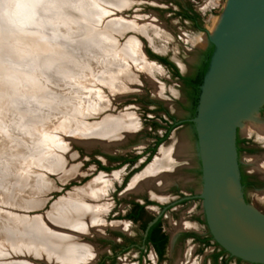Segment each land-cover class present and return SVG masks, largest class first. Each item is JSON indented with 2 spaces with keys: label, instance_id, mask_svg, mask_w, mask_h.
<instances>
[{
  "label": "rangeland",
  "instance_id": "obj_1",
  "mask_svg": "<svg viewBox=\"0 0 264 264\" xmlns=\"http://www.w3.org/2000/svg\"><path fill=\"white\" fill-rule=\"evenodd\" d=\"M216 1L217 3L215 4H209L208 0H137L136 2L138 3H134L126 12H124L126 16L134 19L118 17L115 18L117 19L115 23L113 21H107L110 16V19H113L112 17L115 15L112 11L111 13L109 11L110 9H113L112 7L120 9L123 5L120 8L117 6H120L122 0L117 4L106 0H91V5L95 6V9H98L97 13L92 18H85L76 7L71 8L77 11L79 15L71 10L68 11L73 13V20L66 17L64 19H58L57 16L55 17V15H52L53 25L59 26L61 30H64V33H66V31H72L71 38L76 37L78 34L76 28L79 29V27L82 26L84 33L80 34L84 37L94 36V38H97L99 41L101 39H106L105 47H103L104 49L96 52V57L116 54L114 56V62L116 64L114 68L111 69L112 73L100 72L101 74L97 75L96 73L98 71H93L92 74L89 73V71L85 73L82 72L81 76L75 74V76H68L65 78V84H62V81H59L58 90L49 88L44 91L50 95L61 97L70 94L69 91L63 92L64 90L69 89L70 91H74V94L79 92L80 95L77 94L78 96L73 98L74 100L71 101L72 104L69 109H62L60 107V110L55 111L59 106L51 107L50 102L52 100L40 104L41 108H49L50 111L48 115L50 120L47 119L49 121H46V119H43L44 121L39 120L38 123L34 122L35 124L30 127L29 130L25 129V125L13 123V118H11V115L8 112L13 111L15 106L11 101L12 93L15 91L21 93V86L32 88L29 81L30 79L25 76H19V82L15 85L18 87L14 86V88L10 89L2 81V79L5 78L3 77L4 75H0V160H2V162L8 161L4 166L8 169H13L16 175H19L20 177L30 174L32 178H37L40 176L38 174L42 173L41 170L44 168V159H46L48 153L53 151H50L49 149V147L52 146L55 151H53V154L60 155L59 159L62 161V169L66 167L69 169L75 168L74 176L71 177L78 178L76 181L63 184L62 181H59L60 178L57 177V173L48 171L44 176L46 178V184L48 183L49 185L46 192L33 194V197L38 200L43 198L41 200L42 205L40 201H37V204L40 203L38 207L26 210L20 208L19 205L10 204L8 200L6 201V198L0 194V216L8 218L9 216L18 213L23 217H26V219L41 216L32 215H35L36 213L50 212L51 207L61 198L66 197V195H69L75 189L82 188L85 184L98 178L100 175L103 176L102 181L104 180L103 182L105 184L103 188L105 193L103 192L100 202L104 201V203H106L105 210L107 206H109V203L112 202V185H108L120 181L121 176L130 171L131 167L114 166L110 168V170H102L98 168L97 161H100L106 166L107 156L109 155L128 158L136 152L142 151L147 144H150L153 136L162 133V129L154 126V123L160 124L161 116H166V114H168L177 120H184L189 118L188 107L190 106L186 90L180 81L174 78L169 66L163 65L151 57V62L154 61V65L151 69L140 68L132 60H129L131 63H128V56L130 55L128 54V50H130L128 45H130V42L127 41L125 45H118L115 43L113 34H117L118 30L122 33L130 26H138L139 29H143V31L146 32V38L140 36V34H136V40L139 39L143 42L146 51L157 56L165 57L182 74H189L193 71V66L197 62L199 55L198 51L206 46L207 40L205 34L206 32L211 33V18L219 19L227 2V0ZM2 2L3 9L0 10V49L5 45H14L17 41L15 37H22L24 39L27 38L26 36L30 35L28 32L26 33L29 29V26L27 25H30L28 24L29 16L25 15L22 12L23 10H17L19 8L16 5L17 1L2 0ZM21 2H23V4L21 3V6H23L24 3L29 1L23 0ZM187 7H191L196 13H198L203 30H198L191 21L181 18L179 14ZM134 10L137 11L134 13ZM67 14L70 16L69 13ZM118 21H125V29L121 30L123 25L118 23ZM129 23H133L134 25ZM35 25L36 27H39L40 23L36 22ZM132 34L133 31L128 30L124 37L119 39V42L122 44L126 38H129ZM132 40L133 42H136L139 46L138 49L141 50L137 41L133 38ZM22 44H24V41L23 43H20L21 47ZM26 47L25 44L23 49ZM120 56L125 57V60L121 59L122 61H117L118 59H116V57ZM16 57L17 55L13 53L1 50L0 65H9L12 58ZM84 62L91 63L92 60ZM137 71L139 72L138 75ZM33 77L37 80L41 78V76L38 75H33ZM61 80H63V78H61ZM40 85V83L37 84V86ZM96 92L97 94H95ZM2 93L4 94L2 95ZM110 98L111 100H109ZM66 100L68 99L66 98ZM94 102L98 106V112L92 106ZM57 104L58 103H55V106ZM109 104L111 105L112 110H110ZM160 106L165 109L166 113L160 111ZM109 113L112 115L128 114L132 120L135 121L134 128H136L131 130L132 132H130V130L125 131L122 138L116 140L115 144H108L109 146H107L106 149L100 145H96L86 150L84 147L70 141L73 139L81 141L82 138L80 139L79 136L76 135L79 130L77 128L79 123L83 122V126L93 122L96 123L105 115L108 116ZM5 114H8L10 117ZM14 115L16 114L14 113L13 116ZM53 115L54 117H52ZM255 117L261 122H264V112L257 113ZM239 131L242 136L248 137V146L253 149L248 153L241 152L239 157L240 161L244 164L245 169L250 171L252 170L250 165L251 158H261L264 156V139L261 138L262 140H260V138H258V132L252 127L249 120H246L241 124ZM82 141L88 143V141L97 140H92L90 137L89 139ZM14 143H17V151L9 146L10 144L15 145ZM100 143L102 144V142ZM56 145H61L63 150L59 148L57 149ZM162 145L163 146L161 147L164 149H177L175 153L177 158L174 157V159L176 158L175 160L172 159L173 161L170 160L171 162L166 161L162 163L161 165L163 167L160 165V169L164 171L162 173L164 174L163 180L165 181H162V184H158V182H156L157 177H155L153 181L156 183L152 181L149 185L144 184L140 191L132 192L127 189L125 191L121 189V191L118 190L116 192L118 195L117 197L119 198L118 209H111V211L114 213L119 212L130 198H139V196L145 195L146 193L162 199L171 197V194L168 191V186L172 183H177V185L180 186V189L184 192H187L188 189L193 190L194 193L199 192L201 179L198 172L196 135L193 124L185 123L174 129ZM32 147L35 150L33 154L31 153V150H29ZM38 150H41V152L39 153ZM145 168L146 167L141 168V171H138L139 173L137 172L133 175L137 176L141 174ZM257 173L259 177L264 178L263 173ZM9 179L14 183L16 176L9 177ZM16 182L19 183V179ZM17 183H15V185H17ZM24 193L25 192L22 194ZM45 197L47 200L43 202ZM58 198L60 199L57 200ZM247 203L251 204L258 211L264 213V185L259 189L247 191ZM176 209L177 211L174 214L171 215L170 212H167L165 215L166 219L164 221V227L170 235L182 230L184 227H189L199 233L205 232L206 227L203 223H198L194 219H191L192 214H202L200 200H191L186 204L177 206ZM18 210L22 212H17ZM26 212L28 216L25 215ZM102 212L103 210L98 213L101 222L104 223L101 232L99 234L95 233L94 235L86 234L81 237V241L92 244L96 252L95 260L91 264H136L138 253L134 249L127 253H123L117 260H114V262L105 259L110 253L109 247H111V244L109 238H113V236L116 237V235L111 229L114 225L111 226L112 223L109 224L110 220L106 218L107 214ZM6 213L7 216L5 215ZM123 225L125 228H120L119 226L116 227H119L118 229L120 230H127V224ZM129 227L133 232H136V226ZM113 239L116 241L117 238ZM11 247H9L8 242H6L4 238L0 237V264L20 262L22 260L19 258L14 259L11 251L14 250L15 252H18L20 250ZM215 252L216 248L212 245L200 248L196 243L180 241L175 244H170L164 258L159 262H157L150 251H146L145 255L142 257V264H176L177 262H183L185 264H223L224 260H226V264H247L245 262H237L236 259H229L225 256L223 259H221V257L214 258L213 254ZM36 257V255H29L28 260L30 262H28V264H45L44 260H42L44 262H39V260H36Z\"/></svg>",
  "mask_w": 264,
  "mask_h": 264
},
{
  "label": "bare ground",
  "instance_id": "obj_2",
  "mask_svg": "<svg viewBox=\"0 0 264 264\" xmlns=\"http://www.w3.org/2000/svg\"><path fill=\"white\" fill-rule=\"evenodd\" d=\"M15 1H17L16 5L19 7L17 10H23L22 12L29 16L28 24L30 25H27L29 26V29L26 33L28 32V34H30L28 36L30 37L26 36L27 38L24 39L22 37H15L17 41L14 45H11L13 48L9 44L0 49V51L3 50L17 55L16 58H12L9 65H4L2 62L4 66L0 65V75H4L3 77L5 78L2 79V81L10 89L14 88L17 82H19L18 78L20 79L21 76L30 79L29 81L32 88L21 86L22 94L19 91L12 93L11 101L15 106L13 111L8 112L11 115V118H13V123L25 125V129L29 130L30 127L35 123H38L39 120H50L48 115L50 111L49 108H41L40 104L52 100L50 102L51 107L59 106L57 109L55 108V111L60 110V107L62 109H69L72 104L71 101L74 100L73 98L80 95L79 92L74 94V91H70L69 89L64 90L63 92L69 91L70 94L61 97L50 95L44 91L49 88L58 90L59 81H62V84H65V78L68 76H75V74L81 76L82 72L85 73L89 71V73L92 74L93 71H98L96 73L97 75H100V72L112 73L111 69H113L116 64L114 62V56L116 54L98 56L97 58L95 53L104 49L103 47H105L106 39H101L99 41L97 38H94V36L84 37L80 34L84 33L82 26L79 27V29L76 28L77 31L75 30L79 35L77 34L76 37L71 38L72 31H66V33H64V30H61L59 26L53 25L52 23V15H55V17L57 16L58 19H64L66 17L73 20V13L68 12L71 7H76L80 10L79 12H81L85 18H92L97 13L98 9H95V6L91 5V0H27L29 2L24 3L23 6H21L23 4L21 1L23 0H14V2ZM106 1H111L116 4L121 2V0ZM125 1L126 0H122V3L125 4ZM230 1L234 2V0ZM3 2L0 0V10L3 9ZM208 2L209 4L217 3L216 0H208ZM122 3L117 7L120 8ZM112 10L113 9H110L109 12L111 13ZM67 13H69L70 16H68ZM211 19L210 29L211 32H213L218 27L219 19ZM36 22L40 23L39 27H36ZM118 23L124 26H122L121 30L125 29V21H118ZM118 33L120 34L121 32L118 30ZM23 41L24 44H22L21 47L20 43H23ZM128 42H130V45H128L130 47V50H128V54H130L128 56V63H131L130 61L132 60L140 68L151 69L154 63L145 60L144 54L138 49L139 46L136 42H133L132 38H130ZM25 44L27 47L23 49ZM124 58L125 57L123 56L116 57V59H118L117 61H122ZM87 60H92V62H89L90 64L84 62ZM33 75L41 76L39 79L40 81L35 79ZM61 78H63V80H61ZM38 83L41 85L37 86ZM3 94L4 93H2V95ZM95 94H97V92ZM66 98L68 100H66ZM109 100H111V98ZM95 102L92 106L98 112L99 109ZM55 103L58 104L55 106ZM100 109L103 110L102 108ZM110 110H112L111 105ZM14 113L16 115L13 116ZM5 115L9 116L8 114ZM52 117H54V115ZM248 120L252 127L258 132V138H260V140L264 139V122H261L255 116ZM78 125L77 128L79 130L76 135L79 136L80 139L82 138L85 140L91 137L92 140L95 139L102 142L101 145L105 149L109 146L108 144H115L116 140L122 138L125 131L130 130V132H132L131 130L136 128H134L135 121H133L128 114L112 115L111 113H109L108 116L105 115L99 122L85 124L84 126L82 122ZM14 144L15 145L10 144L9 146L13 148V150H16L17 143ZM56 148L63 150L61 145H56ZM49 149L50 151H54V147L52 146H50ZM29 150H31L32 154L35 152L33 147ZM176 150V148L169 150L161 147L156 154L154 162L148 167L146 166L141 174L133 178L127 190L132 192L140 191L143 187L142 185H149L155 177H157L156 182L162 184V181L165 180H163L164 174L162 173L164 171L160 169L162 166L161 164L166 161H173L172 159L176 157ZM38 151L39 153L41 152V150ZM53 151L48 153V156L44 159V168L41 170L42 173L38 174L40 176L37 178H32L30 174L20 177L19 175H16L13 169H8L4 166L8 161L2 162V160H0V194L6 198V201L8 200L12 205H19L20 208L25 210L38 207L43 198L38 200L33 197V194L46 192L49 185L48 183L46 184V178L44 176L48 171L57 173V177L60 178V181L69 180L72 178L71 176H74L75 168L69 169L66 167L62 169V161L59 159L60 155L53 154ZM250 165L252 170L264 174V156L261 158H251ZM15 176L16 179L13 183L9 177ZM102 178L103 176L100 175L98 178L85 184L82 188L73 190L69 195H66V197L57 201L51 207L50 212H47L44 215L41 214V216L27 219L19 213L9 216L8 218L0 216V237L8 242L9 247L12 246L11 248L15 247V249L18 248L20 250L18 252H15L14 250L11 251L14 259L19 258L24 260H21L22 262H9L8 264H28V262H30L28 260L29 255H36L47 264H91L95 260L96 252L93 245L81 241V237L86 234H99L104 226V223L101 222L98 214L102 210L104 211V208L106 207L104 201L100 202L105 185ZM18 179L19 183L16 182ZM15 183H17V185H15ZM23 192L25 193L22 194ZM37 201H40V203L37 204ZM17 212L21 213L22 211L18 210ZM5 215L7 216V213ZM112 225L125 228L122 223L114 222ZM176 264L185 263L177 262Z\"/></svg>",
  "mask_w": 264,
  "mask_h": 264
},
{
  "label": "water",
  "instance_id": "obj_3",
  "mask_svg": "<svg viewBox=\"0 0 264 264\" xmlns=\"http://www.w3.org/2000/svg\"><path fill=\"white\" fill-rule=\"evenodd\" d=\"M136 1L126 0L120 9L112 7L115 15L107 21L129 18L124 12ZM69 10L78 14L73 8ZM128 30L133 31L129 38L140 45L145 60L152 61L143 42L136 40V34L146 38L143 29L130 26L113 34L115 43L125 45L129 38L122 44L119 39ZM205 35L206 44L213 45L214 50L200 85L195 115L187 119L195 129L200 164L201 186L194 197L200 199L207 231L220 249L241 261L264 264V213L243 197L236 153L237 130L264 106V0H227L217 29ZM82 140L70 141L86 150L96 145L103 147L99 141L87 144ZM44 199L43 202L47 200ZM155 220L147 224L146 230ZM36 260L44 262L38 257Z\"/></svg>",
  "mask_w": 264,
  "mask_h": 264
},
{
  "label": "flooded vegetation",
  "instance_id": "obj_4",
  "mask_svg": "<svg viewBox=\"0 0 264 264\" xmlns=\"http://www.w3.org/2000/svg\"><path fill=\"white\" fill-rule=\"evenodd\" d=\"M195 12V10H193ZM186 20V19H185ZM211 44L207 43L205 48L200 49L198 51V58L196 64L193 66V71L189 74H182L179 70V76L175 75L172 71V75L174 78L180 81V83L183 85L184 89L187 93V88L184 82V78H191L195 77L197 74L199 67L202 65V61L205 56V52L210 48ZM158 61V60H157ZM161 63V62H160ZM165 65V64H163ZM167 66V65H166ZM188 95V94H187ZM160 111L165 112V109L161 107ZM189 110V107H188ZM260 113L264 112V106L259 111ZM189 118H191V113L189 111ZM186 118L184 120H177L173 116H170L166 114V116H161L160 124H155V127H159L162 129V133L153 136V138L150 141V144H147L142 151L136 152L130 157H116L114 155L107 156V165L104 166L100 161H97L98 168L102 170H110V168L114 166H127L131 167L130 171H128L125 175L121 176L120 181H116L113 184H109L108 186H111V198L112 202L109 203V206L102 212L106 213L107 217L111 223H123L127 224V230H120L119 227L112 226L111 229L114 231L113 238H117L116 241L113 238L110 239V253L105 258L106 260H109L111 262H114V260H117L120 255L123 253H127L130 250L134 249L137 251V259L136 264H142V257L145 255L146 251H150L153 257L157 260V262L161 261L167 251V248L170 244H175L176 242L185 241V242H191L196 243L200 248H205L210 245L214 246L216 248V254L218 251L222 250L218 247V245L212 241L207 228L204 233H199L193 229H190L189 227H184L182 230L170 235L168 231L164 227V221L166 219V213L170 212V214H174L177 209L176 207L179 205L186 204L187 202L191 200H200L198 198H195L194 195L197 193H194L193 190L188 189L187 192H184L180 189V186L177 185V183L170 184L169 192L171 194V197L168 198H157L155 196L148 195L146 193L145 195L137 197L130 198L126 204H124L122 210L119 212L114 213L111 211V209H118L119 204V198L116 192L118 190L125 191L128 189L130 181L133 179V177L138 171L140 172L141 168L146 167L148 164H150L153 159L155 158L156 154L158 153V149L161 146L163 142H165L171 132L176 129L179 126L184 125L185 123H190L187 121ZM165 138L159 142V139ZM253 149L248 146V137L242 136L239 129L237 130V136H236V153H237V163H238V171H239V181L241 184V189L243 193V197L245 201L247 202V191L248 190H256L259 189L261 186L264 185V178L259 177L257 171H247L245 169L244 164L240 161V153L241 152H250ZM138 172V173H139ZM198 172L200 175V164L198 160ZM119 175V174H118ZM133 175V176H132ZM129 179V182H128ZM115 180V179H114ZM107 186V187H108ZM120 190V191H121ZM156 219L153 224L146 230L147 224L150 221H153ZM191 219H194L198 223H203L205 225L204 216L203 213L201 215H191ZM129 226H136V232H133ZM206 227V225H205ZM151 229L155 230L154 239L162 240L165 238L163 244H162V251L159 254L157 251L155 245L153 242L147 240V237L151 231ZM207 241V242H206ZM213 254V255H214ZM226 258H233L229 256L226 252L220 254L218 257ZM236 259V258H234ZM237 262H244L239 259H236ZM226 260H224L223 264H226ZM247 263V262H245ZM247 264H253V263H247Z\"/></svg>",
  "mask_w": 264,
  "mask_h": 264
},
{
  "label": "trees",
  "instance_id": "obj_5",
  "mask_svg": "<svg viewBox=\"0 0 264 264\" xmlns=\"http://www.w3.org/2000/svg\"><path fill=\"white\" fill-rule=\"evenodd\" d=\"M179 15L181 16V18L191 21L193 23V25L198 30H203V27L201 25L200 17L198 15V13L194 12L191 7H187ZM213 50H214V47H213V45H211L210 48L204 53L205 56H204V59L202 61V65L199 67V70H198L197 74L195 75V77L184 78V82H185V85L187 88L188 98L190 101L189 111L191 113V117H193L195 115V112H196V106H197L198 96H199V92H200V85H201L203 77L207 71L209 61H210V57L212 55ZM147 52L151 58L156 59L159 62H161L162 64L169 66L173 70V73L175 75L179 76L178 69L171 62H169L165 57L154 55L153 53H151L149 51H147ZM164 138H165V136L163 138L159 139V142L162 141ZM154 234H155V230L151 229V231L147 237V240L153 242L157 251L160 254L162 251V244H163L165 238H163L162 240L161 239L156 240L153 237ZM222 253H224V251L220 250L216 254H214L213 256H214V258H217Z\"/></svg>",
  "mask_w": 264,
  "mask_h": 264
},
{
  "label": "crops",
  "instance_id": "obj_6",
  "mask_svg": "<svg viewBox=\"0 0 264 264\" xmlns=\"http://www.w3.org/2000/svg\"><path fill=\"white\" fill-rule=\"evenodd\" d=\"M153 162H154V161H153ZM153 162H151L150 164H152ZM150 164H149V165H150ZM149 165H147V167H148Z\"/></svg>",
  "mask_w": 264,
  "mask_h": 264
}]
</instances>
